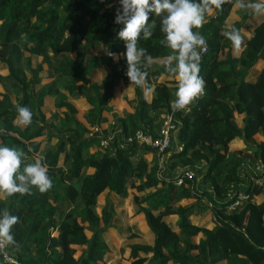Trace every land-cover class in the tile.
Returning a JSON list of instances; mask_svg holds the SVG:
<instances>
[{
	"label": "trees",
	"instance_id": "obj_1",
	"mask_svg": "<svg viewBox=\"0 0 264 264\" xmlns=\"http://www.w3.org/2000/svg\"><path fill=\"white\" fill-rule=\"evenodd\" d=\"M119 7V0H0V67L6 71L0 70V86L7 88L0 91V141L23 149L26 163L43 157L54 183L43 194L35 188L31 195L0 194V209L20 217L11 256L19 264H108L115 245L105 235L124 219L114 198L122 203L132 196L151 241L129 235L131 264H264V191L246 176V167L264 168V141L256 139L264 136V68L250 75L264 58V16L234 56L221 31L242 30L257 16L240 9L231 19L235 7L228 3L208 15L198 30L207 41L200 65L205 93L191 111L173 112L176 82L160 67L170 50L160 44L158 17H152L153 36L139 41L155 59L142 87L130 85L122 56L116 62L106 55L105 49L125 51L116 36L123 26L114 23ZM33 56L41 61L34 64ZM17 59L22 68L13 63ZM103 67L108 78L94 80ZM121 82L134 92L124 98L132 111L116 107ZM146 91H152L150 104ZM72 97L86 101L88 124L77 117ZM17 105L32 110L31 125L14 123ZM235 113L244 116L242 127ZM165 114L175 124L165 160L155 147L127 141L137 131L159 137ZM103 123L114 134L107 147L101 145L105 134L94 131ZM239 139L245 148L234 150ZM243 187L249 199L230 211ZM102 195L106 202L98 213ZM204 212L221 226L191 221ZM170 215L178 216L174 224ZM75 246H85L77 258Z\"/></svg>",
	"mask_w": 264,
	"mask_h": 264
},
{
	"label": "clouds",
	"instance_id": "obj_2",
	"mask_svg": "<svg viewBox=\"0 0 264 264\" xmlns=\"http://www.w3.org/2000/svg\"><path fill=\"white\" fill-rule=\"evenodd\" d=\"M226 3L250 15L264 16V0H119L120 7L116 9L114 23L123 26L116 36L124 42L125 51L115 53L105 49L106 55L116 62L122 56L126 60L125 75L130 85L142 87L146 83L147 70L153 66L155 59L140 46L139 41L153 36L157 25L152 17H158L163 34L160 44L170 50L160 60V67L176 82L171 109L173 112L191 111V106L204 95L206 87L200 75V65L207 41L198 30L213 10L222 11ZM221 35L238 54L243 43L241 29L226 27ZM16 112L15 124L31 125L33 112L29 107L17 105ZM26 160L27 154L23 149L0 141V194L5 197L25 196L31 195L33 188L41 194L52 189L53 179L48 174L43 157L30 163ZM18 223L19 216L13 215L7 207L0 209V256H3L5 264H19L8 251L18 247L12 231Z\"/></svg>",
	"mask_w": 264,
	"mask_h": 264
},
{
	"label": "rangeland",
	"instance_id": "obj_3",
	"mask_svg": "<svg viewBox=\"0 0 264 264\" xmlns=\"http://www.w3.org/2000/svg\"><path fill=\"white\" fill-rule=\"evenodd\" d=\"M238 13H239V10H234L233 16L235 17L236 14H238ZM31 60H32V62H34V64H38L41 61V59L39 57H36V56H33ZM13 63L15 64L16 67L22 68V63H21L20 59L15 60ZM103 68H106V67H103ZM0 70H1V72L3 74H6V71L4 70L3 67H0ZM107 75H108V73H106L105 71H102V70L97 71L94 74V80L102 81L105 78H108ZM6 89L7 88L4 85L0 86V91H5ZM145 96H146V98L148 100H150V95H148L147 92L145 93ZM80 99L81 98L72 97L70 102H71V104H73L76 107V109L78 111L77 112V117L82 122L88 124L87 118H86V112H87L88 106L84 102L85 101L84 99L83 100L82 99L80 100ZM149 104H150V101H149ZM51 114L52 113H50V112L48 113L49 116ZM100 129L103 130L105 134H109L110 129L107 127V123H103L100 126ZM256 138H257V140L261 139V137L258 136V135H256ZM234 146H235V144L232 145V148ZM234 148L237 149L236 146ZM246 169H248L246 171L247 172L249 171L248 172L249 174L251 172H253L252 175H250V176H249L248 173L247 174L245 173L246 176L248 175V178L251 179V180H252V177H258V174H260V170H258L256 164H253L250 167H246ZM169 171L173 175L176 174V170L173 167H170ZM131 192L135 193L136 191L134 189ZM263 195H264V192H263ZM263 195L257 197L256 199L261 201ZM131 197H129L127 200H125L122 203L114 198V200L116 201V204H117L116 205L117 206L116 209H117L118 212L122 213V218H124V219L119 223L117 230L111 231V232H109V233H107L105 235L107 242H111L110 240L112 238H114L115 239V244H116L115 249L112 250L111 252H109L108 255H107L108 256L107 257L108 258L107 259L108 260V264H118V263H120V264H131L132 260L129 258L130 257V251L128 253H126L127 257H125V256H123L121 254V249H125L126 247L128 248V246H129V241L128 240H130V239H128V237H129V235L131 233L134 232V234H136L138 236V238H136L134 240L135 242L136 241L137 242H146L147 240H149V235L147 233L146 226L144 225L142 219L141 218L140 219H136V217H131V215L128 216L129 212H132L134 214V208H135V204L132 202V198ZM105 202H106V199H105L104 195L100 196L99 199H98V205H97V209H96L98 213H100L101 208L104 206ZM182 203L183 204H187V203H189V201L188 200H186V201L183 200ZM134 216H136V215L134 214ZM212 217H213V215L210 214V217H209L210 219L208 218L209 219L208 223L209 224L211 223V225H212L211 227H213ZM131 218H134V220L131 221L130 220ZM177 219H178L177 216H170V217H168V222L174 224ZM202 219H203V217L200 219L199 217L194 216L192 220L194 222H196V223H199V222L201 223ZM136 220H138V222H136ZM131 231H133V232H131ZM86 234H87L88 237L91 236V232L88 231V230L86 231ZM195 239L198 241L199 237L197 236ZM84 248H85V246H76L77 253L75 255V258H77L81 254V252H82V250ZM112 259H115V261H112Z\"/></svg>",
	"mask_w": 264,
	"mask_h": 264
},
{
	"label": "built area",
	"instance_id": "obj_4",
	"mask_svg": "<svg viewBox=\"0 0 264 264\" xmlns=\"http://www.w3.org/2000/svg\"><path fill=\"white\" fill-rule=\"evenodd\" d=\"M205 52H206V49L202 51V53H205ZM174 129H175V124L173 122L172 115L165 114L164 121L160 129L159 137L155 138L150 134L144 133L143 131H137L134 135L127 138V141L128 142L134 141L140 144L143 143V144L151 145L157 149V152L159 155H163L161 158L165 160V157L167 156V149L171 147L172 142H173ZM94 131L98 133H104L103 130H101L100 128H95ZM113 139H114L113 133L105 134L101 140V145L104 147H107ZM255 164L257 165L258 170H260V174H258V177H252V182L258 187H261L264 191V168L259 163H255ZM193 174L194 173L191 171L187 173L189 177H192ZM181 183L182 181H179V184ZM256 198L257 197L255 196L254 199ZM247 199H249V195L247 194L246 188L243 187L241 189V192L237 194V198L235 199L233 204L229 207V210L232 211V210H235L236 208H239L241 204L243 203V201ZM212 222H213L212 223L213 227L221 226V222L215 216L212 217ZM8 251L11 255L10 249Z\"/></svg>",
	"mask_w": 264,
	"mask_h": 264
},
{
	"label": "crops",
	"instance_id": "obj_5",
	"mask_svg": "<svg viewBox=\"0 0 264 264\" xmlns=\"http://www.w3.org/2000/svg\"><path fill=\"white\" fill-rule=\"evenodd\" d=\"M235 10H239L240 11V9L239 8H236L235 7ZM239 14H240V12H239ZM239 14H236V16H235V18H239ZM233 15V14H232ZM232 18H234V16L232 17L231 16V19ZM234 18V19H235ZM261 16H257V17H254L253 19H251V20H249L247 23H246V27L245 28H243L242 30H241V34H242V37H243V41H247L249 38H250V36L252 35V32H253V30H254V27H255V25L257 24V23H259L260 21H261ZM232 53H233V55L234 56H240L241 55V53H242V48L240 49V51H239V53L237 54L235 51H234V49H233V47H232ZM264 68V58H262V59H260L258 62H257V64L255 65V67L250 71V75L252 76V77H256L257 75H258V73L260 72V71H262V69ZM102 71H105L106 73H108V69L107 68H102ZM147 93H148V95H150V100H148L147 98V102H151V100H152V91H146ZM128 97L129 99H132L133 97H134V92H133V90H132V88L131 87H129V86H125L124 85V83L123 82H121L120 83V85H119V87H118V89H117V98L115 99V104H116V107H117V109L119 110V111H122V110H128V111H132V109L130 108V106H128L127 104V102L125 101V97ZM81 100V99H80ZM83 100V99H82ZM85 103H86V101H84ZM84 104V103H83ZM121 109V110H120ZM243 118H244V116L243 115H239V114H237V113H235V121H236V123H237V125L239 126V127H242V125H243ZM107 127L109 128V126H108V124H107ZM258 136H260L261 137V139L260 140H257L258 142H263L264 141V136L262 135V134H259ZM257 139V138H256ZM176 143V146H178L179 145V143H178V141H176L175 142ZM235 146H236V148L237 149H244L245 148V143H244V141L243 140H237L235 143ZM234 146V147H235ZM233 147V149L234 150H237V149H235ZM257 201H259V200H257ZM102 209V208H101ZM131 215V217H136V219H142V221H143V223H144V225L146 226V230H147V233L149 232V228H148V226H147V224H146V222H145V220H144V216L143 215H137V216H134V214L132 213V212H129V215L128 216H130ZM170 216H177V215H170ZM169 216V217H170ZM195 216H197V217H199L200 219L203 217V219L201 220L202 222L200 223H198V224H200V225H203V224H208V227L209 228H213V227H211L212 225H211V223L209 224L208 222H209V217H210V213L209 212H204V213H202V214H200V215H195ZM178 217V216H177ZM193 217H194V215H192L191 217H190V219H191V221H193L192 219H193ZM209 218V219H208ZM131 221L132 220H134V218H131L130 219ZM136 222H138V220H136ZM117 230V229H116ZM131 232H133V231H131ZM134 233V232H133ZM149 235V234H148ZM200 237V236H199ZM125 240V239H124ZM115 246H116V244H115V239L114 238H112L111 240H110ZM151 241V238L149 237V240H147V242H150ZM75 248H76V246H75ZM120 251V250H119ZM129 252V250H128V248L125 250V251H123V249H121V254L123 255V256H125V257H127V255H126V253H128ZM112 261H115V259H112Z\"/></svg>",
	"mask_w": 264,
	"mask_h": 264
}]
</instances>
